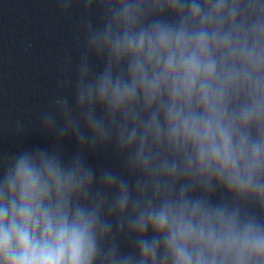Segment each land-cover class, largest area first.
I'll return each instance as SVG.
<instances>
[{"label":"clouds","instance_id":"1","mask_svg":"<svg viewBox=\"0 0 264 264\" xmlns=\"http://www.w3.org/2000/svg\"><path fill=\"white\" fill-rule=\"evenodd\" d=\"M171 5L181 16L179 24L157 21L139 31L131 26L140 3L125 0L116 10L125 31L96 39L111 42L118 57H132L130 81L106 73L101 97L110 93L116 107L142 97L150 110L144 136L152 133L157 142L166 137L170 147L185 152L189 164L191 148L202 172L217 174L230 190L254 191L264 199L259 179L264 174V15L251 22L247 16L237 19L242 8L264 12V4L171 0ZM242 96L251 102L230 109L229 103ZM253 123L256 139L248 131ZM135 137L134 128L129 139ZM74 182L71 172L63 174L59 163L44 154L39 166L28 154L18 158L14 171L0 180V264H93L96 215L72 207ZM120 203H127L126 194ZM181 204L179 210L166 203L148 213L153 229L167 232L165 259L171 256L172 264H264V227L252 221L238 226L235 215L226 219L217 209V232L198 202L190 213L183 198ZM139 227L146 228L143 219ZM157 243L143 242L142 256L154 258Z\"/></svg>","mask_w":264,"mask_h":264},{"label":"water","instance_id":"2","mask_svg":"<svg viewBox=\"0 0 264 264\" xmlns=\"http://www.w3.org/2000/svg\"><path fill=\"white\" fill-rule=\"evenodd\" d=\"M136 2L141 10L132 31L157 21L181 20L171 0ZM124 3L0 0V180L14 171L21 155H30L39 166L44 154L59 163L63 174H73L72 207L95 212L93 264H172L171 256L165 259L167 232L153 229L149 211L166 203L179 210L183 198L190 213L198 202L219 232L217 209L224 210L226 219L235 215L238 226L252 221L264 227V199L254 191L230 190L217 174L202 172L191 148L189 164L185 152L170 147L166 137L157 142L152 133L144 136L150 110L142 97L119 107L110 93L101 97L99 85L106 73L113 80L130 81L132 57H118L111 42L96 39L105 32L115 36L125 31L126 25L115 16ZM261 15L260 8H242L237 19L247 16L251 22ZM245 102L251 101L242 96L229 108ZM134 128L136 137L130 140ZM248 131L258 138L255 123ZM165 163L168 169L162 167ZM259 179L264 181V174ZM122 194L127 196L123 207ZM141 219L146 222L143 231ZM199 219V214L193 218ZM145 241L158 242L154 258L142 256Z\"/></svg>","mask_w":264,"mask_h":264}]
</instances>
